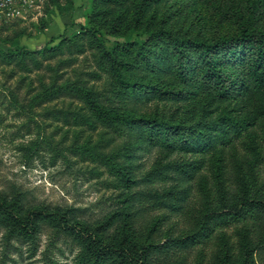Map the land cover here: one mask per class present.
I'll use <instances>...</instances> for the list:
<instances>
[{
    "label": "trees",
    "instance_id": "16d2710c",
    "mask_svg": "<svg viewBox=\"0 0 264 264\" xmlns=\"http://www.w3.org/2000/svg\"><path fill=\"white\" fill-rule=\"evenodd\" d=\"M180 1L93 0L90 28L57 47H22V31L0 51V68L27 74L20 83L34 93L25 107L12 92L11 105L74 127L71 154L94 164V178L107 173L124 200L98 227L3 203L7 248L35 257L48 226L44 264H62L49 255L61 237L77 251L72 264H185L209 246L211 264H264V0H208L234 29L206 35L186 3L172 12ZM131 32L142 39L103 42ZM81 56L87 68L76 67ZM154 150L180 157L141 170Z\"/></svg>",
    "mask_w": 264,
    "mask_h": 264
},
{
    "label": "rangeland",
    "instance_id": "374dc122",
    "mask_svg": "<svg viewBox=\"0 0 264 264\" xmlns=\"http://www.w3.org/2000/svg\"><path fill=\"white\" fill-rule=\"evenodd\" d=\"M59 3L61 6H59ZM187 4L189 22L203 33H229L234 27L221 20L218 10L213 9L208 0H190L178 2L172 12L181 10ZM93 0H39L33 9L23 11L22 17L0 16V51L10 49L9 41L15 40L16 35L24 31L27 35L18 38L22 47L31 51L57 47L63 39H71L83 28H90V13ZM176 13V12H175ZM103 40L106 48L111 49L115 44H124L142 38L138 33L131 32L125 37L106 36ZM86 56H81L76 67L87 68L84 62ZM91 57H87L90 61ZM11 69L0 68V205L22 211L44 209L48 212L66 213L68 217L75 215L83 223L98 227L110 217L111 212L123 206L120 191L109 185V175L96 179V175L88 174L93 167L90 160L78 157L72 152L74 142V127L66 126L63 122L47 119L43 116V108L26 111L15 109L11 105V93L18 95L20 106L28 105L29 98L34 95L20 79L27 74L17 70L10 76ZM46 74V71L41 72ZM70 74V72H69ZM36 80V72L30 74ZM68 77V76H67ZM38 81V80H36ZM34 88H37V82ZM56 103L51 104V108ZM58 107H61L58 104ZM145 113V109L140 111ZM30 115V117H28ZM89 132L82 137L84 143ZM94 141L98 133L93 134ZM37 140H44L42 147L34 150ZM54 153L65 155L53 166ZM179 155L167 157L164 151L154 150L144 155L138 162L141 170H151L159 162L178 159ZM159 188V187H157ZM142 187L137 191H141ZM153 225L149 224V230ZM178 226L175 230L181 229ZM117 232L116 228L111 233ZM233 230L228 231V235ZM5 231L0 229V264H44L42 253L52 238V228L45 227L41 234V245L37 255L28 258L26 250L19 255L11 247H6ZM158 240V238L156 239ZM161 244L164 240H159ZM236 241V239H234ZM49 255L62 264H72L77 253L71 239L61 237L56 241ZM13 244L17 243L13 241ZM218 248L209 246L204 251L197 249L185 264H211ZM222 252V251H221ZM205 253L207 256L205 257Z\"/></svg>",
    "mask_w": 264,
    "mask_h": 264
},
{
    "label": "built area",
    "instance_id": "2783aa9c",
    "mask_svg": "<svg viewBox=\"0 0 264 264\" xmlns=\"http://www.w3.org/2000/svg\"><path fill=\"white\" fill-rule=\"evenodd\" d=\"M39 0H0V16L22 17L23 11L33 9Z\"/></svg>",
    "mask_w": 264,
    "mask_h": 264
}]
</instances>
